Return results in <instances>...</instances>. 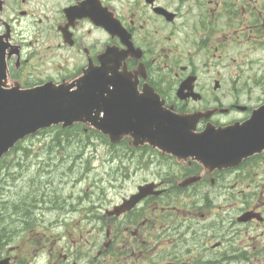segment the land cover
<instances>
[{"label": "flooded vegetation", "instance_id": "obj_1", "mask_svg": "<svg viewBox=\"0 0 264 264\" xmlns=\"http://www.w3.org/2000/svg\"><path fill=\"white\" fill-rule=\"evenodd\" d=\"M0 4L8 88L79 80L100 72L101 57L115 51L123 59L121 70L133 76V105H158L177 114L216 109L197 122L196 132L242 124L264 104V89L254 93L264 83L232 84V99L227 100L219 78L246 72L225 59L236 62L264 46V0ZM244 45L247 51L240 48ZM202 75L215 77L203 83ZM188 77L194 82L184 89ZM131 140L126 135L118 144L110 143L138 158L134 170L117 169L121 180L110 182L136 178L132 193L114 201L105 195L55 192L31 197L15 208L19 226L0 227V264H231L247 259L250 252L243 248L215 251L227 242L224 228L229 232L236 223L264 224V183L257 173L264 174V152L240 160L214 153L179 157L147 142L131 146ZM38 198L43 199L39 213ZM224 209L229 214L240 209L241 215L225 217L220 213ZM244 216L248 220H241ZM257 250L264 252V240L254 244Z\"/></svg>", "mask_w": 264, "mask_h": 264}, {"label": "water", "instance_id": "obj_2", "mask_svg": "<svg viewBox=\"0 0 264 264\" xmlns=\"http://www.w3.org/2000/svg\"><path fill=\"white\" fill-rule=\"evenodd\" d=\"M122 60L112 51L111 56L101 57L100 72L85 74L71 83L6 88L8 66L0 43V160L27 135L55 124L66 127L76 122L94 126L113 142L129 135L134 145L147 142L179 157L214 153L240 160L264 151V104L242 124L196 133L200 116L206 114L179 115L158 105H133V76L121 70ZM75 82L77 89H73ZM189 83L191 80L183 88Z\"/></svg>", "mask_w": 264, "mask_h": 264}, {"label": "rangeland", "instance_id": "obj_3", "mask_svg": "<svg viewBox=\"0 0 264 264\" xmlns=\"http://www.w3.org/2000/svg\"><path fill=\"white\" fill-rule=\"evenodd\" d=\"M240 48L247 51L248 45ZM245 56V58L238 57L236 62L230 59L224 60L225 63H231L236 65L234 67L244 68L246 71L240 75L224 74L219 76L223 83L220 92L229 95L226 97L227 100L232 99L229 91L232 84L264 83V46L253 52L247 51ZM209 77L212 79L209 80L208 77L202 75L203 79L201 78V80L203 83H209L215 76L209 75ZM255 89L254 93L259 95L262 93L261 89L264 88L256 87ZM83 130V127L78 125L66 131L59 127H51L37 136L28 138L18 151H11L4 158L3 165L0 167L1 228L20 225L17 218L19 212L15 208L27 205L31 202V197L51 196L53 195L51 192H55L75 197L105 195L114 201L129 195L136 189V178L125 183L120 181L111 183L110 180L116 177L121 180L120 172H117V169H129L130 167L134 170L138 161L137 154L135 155V152L132 151L129 155L123 146H113L103 137L95 134L93 136L83 134ZM259 172L261 174L258 181L262 184L264 183V174H262L263 171H257V173ZM121 184L123 185L121 186ZM260 191L262 193V189L256 190L257 193L259 192L258 195ZM39 198L37 199L38 213L43 208L41 206L43 199ZM242 202L243 200H240V203ZM220 213L225 217L236 219V214L241 215V210L235 209L229 214L224 209ZM245 217L247 219L241 217L243 221L249 218ZM230 229L228 232L224 228L223 235L228 239L224 246L215 251L216 255L238 248L242 252L243 248V252H250L248 258L231 264H264V252L253 251L254 244L257 246L263 244L264 224L236 223ZM221 236L222 234L217 238Z\"/></svg>", "mask_w": 264, "mask_h": 264}, {"label": "trees", "instance_id": "obj_4", "mask_svg": "<svg viewBox=\"0 0 264 264\" xmlns=\"http://www.w3.org/2000/svg\"><path fill=\"white\" fill-rule=\"evenodd\" d=\"M18 148H21V147H18ZM1 164L3 165V162Z\"/></svg>", "mask_w": 264, "mask_h": 264}]
</instances>
